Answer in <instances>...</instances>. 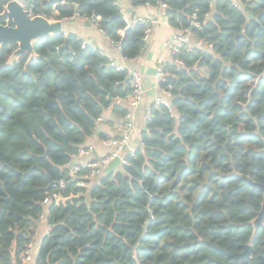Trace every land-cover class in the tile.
<instances>
[{
	"label": "trees",
	"instance_id": "16d2710c",
	"mask_svg": "<svg viewBox=\"0 0 264 264\" xmlns=\"http://www.w3.org/2000/svg\"><path fill=\"white\" fill-rule=\"evenodd\" d=\"M23 1L32 16L96 24L126 59L145 48L147 27H127L116 0ZM129 2L165 4L201 44L163 63L169 107L152 105L128 164L87 189L64 164L106 108L127 113L128 73L73 33L40 39L32 59L10 62L16 45L0 46V264H21L39 215L50 230L32 264H264V225L251 238L248 224L262 190L242 177L264 184V0ZM60 180L78 199L42 204ZM248 244L246 258L223 251Z\"/></svg>",
	"mask_w": 264,
	"mask_h": 264
},
{
	"label": "crops",
	"instance_id": "0c3cea01",
	"mask_svg": "<svg viewBox=\"0 0 264 264\" xmlns=\"http://www.w3.org/2000/svg\"><path fill=\"white\" fill-rule=\"evenodd\" d=\"M119 6L122 7L127 17L138 15L152 21L149 37L145 42V48L136 58L126 59L122 57L120 50L98 29L96 24L88 20L77 17L63 20L64 33L75 34L84 43L101 50L103 54L114 63L132 68L140 73L144 87L142 101L135 107H131L127 102L128 100L124 101V105L128 108L127 112L131 113V120L134 126L129 136V146L136 147L140 144L141 131L145 127V120L149 115L150 107L154 105L157 98H165V91H163L156 82L155 70L158 65L167 63L171 60V56L166 51L164 44L170 35L179 30L168 23L165 7L149 4L132 7L129 0H119ZM190 41L191 44L193 43L197 46L201 44L197 38L192 35ZM124 122V116L120 118L112 113L110 107L106 108L102 114V121L97 124V133L89 138L85 144L92 145L94 150L89 156L82 157L81 159L84 161L94 160L103 156L108 149L101 141L105 138L119 136L120 127L123 126ZM98 133L103 134L104 138L99 137ZM126 154L127 151L125 155ZM122 166L120 159H114L107 165L102 174L119 170ZM94 180L95 178L91 180V182ZM47 228L48 223L46 218L39 219L30 241L32 245V256L37 253V249L43 236L46 234ZM32 260L25 264H32Z\"/></svg>",
	"mask_w": 264,
	"mask_h": 264
},
{
	"label": "built area",
	"instance_id": "2783aa9c",
	"mask_svg": "<svg viewBox=\"0 0 264 264\" xmlns=\"http://www.w3.org/2000/svg\"><path fill=\"white\" fill-rule=\"evenodd\" d=\"M115 3L119 6V0H116ZM158 5L166 8L165 4ZM121 12L123 14L124 19L126 20L127 27L133 26L135 24H142L147 27L144 36V41L146 42L149 37L151 27L150 25L152 21L148 18H144L143 16L138 15L127 17L125 12L122 10V7ZM29 15L32 16L31 14ZM196 24L197 23H194L195 26ZM121 34H123V32ZM110 42L120 50L119 42H113L111 40ZM183 46H185L186 49H190L192 47L190 41V30L187 28L170 35L168 40L164 44L166 51L171 56V59L175 64H182V62L179 59L175 58V56L178 54V52ZM101 53L103 54L102 51ZM109 61L110 65L116 66L118 70H125L128 73L131 94L128 97L127 102L131 107L137 106L142 101L144 95V87L140 73L132 68L116 64L112 60ZM166 76L167 73L164 70L163 64L158 65L155 70V79L157 84L159 85L160 82H163ZM161 104L166 107H169V102L166 98L159 97L155 100L154 105ZM124 118L125 122L123 126L120 127V135L116 137L105 138L101 141V143L108 149L103 156L94 160H82V157L89 156L94 150L93 146L90 144L83 145L80 146L78 150L71 155L69 161L64 164L67 176L75 180V185L77 187L87 189L91 184V180L101 175L107 165L114 159H120L122 165L128 164V160L126 158L125 153L127 151V154H132L135 151L136 147L129 146V136L134 127L133 122L131 120V113L127 112L124 115ZM97 121L101 122L102 116L99 117ZM64 186L65 184L63 180H60L55 183L53 185V189L49 193H47V195L43 199L42 204L47 205L53 201H56V199L60 196V192L64 188ZM45 218L46 217L44 215H39V219ZM49 230L50 227L48 225L46 233H48ZM31 248L32 245L30 242L21 254V264H25L26 262H29L33 259V256L31 254Z\"/></svg>",
	"mask_w": 264,
	"mask_h": 264
},
{
	"label": "water",
	"instance_id": "95a60500",
	"mask_svg": "<svg viewBox=\"0 0 264 264\" xmlns=\"http://www.w3.org/2000/svg\"><path fill=\"white\" fill-rule=\"evenodd\" d=\"M0 18L5 19V24H0V46L4 44L9 46L16 45V48L10 55V62L19 58L23 54H27L30 59L35 58L34 43L42 38L64 33L63 20L46 18L42 15L30 16L27 10H25L23 4L18 0L8 1L0 12ZM143 129L146 128L144 127ZM242 177L253 187L262 190L260 210L257 212L256 216L248 222L252 227L251 238H253L257 229L264 225V184L251 180L247 175H243ZM52 184V180L49 179L45 191H48ZM77 199L78 196L73 194L66 197L60 195L56 199V204H65L66 202H73ZM251 250L252 247L248 244L240 254H233L227 250L223 251L234 260H237L248 257Z\"/></svg>",
	"mask_w": 264,
	"mask_h": 264
},
{
	"label": "rangeland",
	"instance_id": "374dc122",
	"mask_svg": "<svg viewBox=\"0 0 264 264\" xmlns=\"http://www.w3.org/2000/svg\"><path fill=\"white\" fill-rule=\"evenodd\" d=\"M19 2H21L22 4L24 3V1L23 0H18Z\"/></svg>",
	"mask_w": 264,
	"mask_h": 264
}]
</instances>
